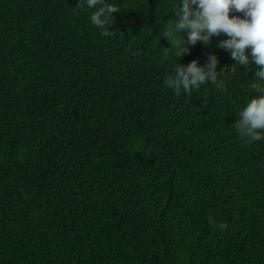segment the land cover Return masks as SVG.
I'll use <instances>...</instances> for the list:
<instances>
[{
  "label": "trees",
  "instance_id": "16d2710c",
  "mask_svg": "<svg viewBox=\"0 0 264 264\" xmlns=\"http://www.w3.org/2000/svg\"><path fill=\"white\" fill-rule=\"evenodd\" d=\"M107 2L111 37L79 0H0V264H264V141L232 127L256 65L176 96L172 67L230 68L229 37L177 58L180 0Z\"/></svg>",
  "mask_w": 264,
  "mask_h": 264
},
{
  "label": "clouds",
  "instance_id": "9594fccd",
  "mask_svg": "<svg viewBox=\"0 0 264 264\" xmlns=\"http://www.w3.org/2000/svg\"><path fill=\"white\" fill-rule=\"evenodd\" d=\"M86 9L93 10L89 19L101 35L111 37L116 34L110 29L113 24L119 27L121 21V17L116 16L117 21L114 22L112 15L120 11L117 6L107 0H79L75 6L77 14ZM230 10L244 13V18L235 15L229 18ZM171 13L175 18L167 28L162 29L160 35L172 45L176 34H182L176 39L179 46L175 53L177 58L189 51V45L195 46L197 42L210 45L214 35L223 33L229 39L219 41L217 47L229 52L235 63L230 68L225 66L217 71L219 61L212 54L202 66L198 60H192L187 65L176 63L171 74L165 76L163 87L172 89L176 96H191L193 91H199L202 85L209 83L218 91L226 92L225 81L236 73L237 66H248L252 70V65L255 64L253 82L250 85V90L255 95L248 98L245 106L236 111L238 118L232 127L248 145L264 141V0H180ZM183 34H186V39ZM249 47L250 56L246 52ZM170 48L171 46L161 48V62L169 59ZM207 219L214 228H228L227 223L217 224L215 217L211 215Z\"/></svg>",
  "mask_w": 264,
  "mask_h": 264
}]
</instances>
